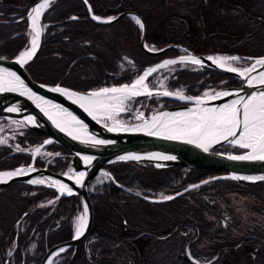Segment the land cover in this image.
Here are the masks:
<instances>
[{
    "label": "trees",
    "instance_id": "trees-1",
    "mask_svg": "<svg viewBox=\"0 0 264 264\" xmlns=\"http://www.w3.org/2000/svg\"><path fill=\"white\" fill-rule=\"evenodd\" d=\"M87 1L94 15L100 18L115 17L122 11L140 15L146 24L145 43L149 49L157 50L171 42H180L197 54L215 52L203 50L199 45V17L194 20L193 14L186 17L178 12V7H170L173 1L178 0H171L170 4V0ZM33 2L0 0V57L12 58L25 46L29 34L26 13ZM42 20L45 24L42 45L38 53L25 64V68L34 80L45 84L88 90L130 82L145 67L184 52L180 47L161 52L144 50L140 43L142 29L133 17L125 15L110 22H97L90 16L84 0H53L44 11ZM243 49L246 51L231 47L227 52L239 54L244 62L245 54L264 53L248 54V48ZM239 82L240 79L218 69L187 62L174 64L166 79L168 88H183L192 95H199L208 88L219 89ZM145 99L139 97L137 101L144 100L145 103ZM160 99L164 107L178 103L170 98ZM144 107L148 110L147 104ZM45 137L43 133L24 128L15 136V140L26 145L39 143ZM47 147L63 152L48 163V167L56 172L64 171L69 165V151L55 142ZM226 147H214L213 150H224ZM29 161V154L11 152L8 147L0 146V169ZM35 164H43L42 159L36 158ZM104 167L112 178L89 189L94 208L90 232L77 244L75 250L69 247L56 256H61V260L53 264H68L78 257V245L91 246L92 253L87 257L90 264H115L114 254L119 253L117 249L121 245L138 242L136 247L141 248L147 240L167 236L181 226L192 230L189 246L197 252L195 242L205 237L217 224L220 239L225 240L212 250L198 252L208 254L209 258L216 253L232 252L238 247L251 254L258 244L264 243V228L257 225L244 226L230 195L236 193L248 197L251 200L250 209L264 217L262 180L246 183L230 178H211L224 171L183 166L157 168L150 162L134 160H117L104 164ZM191 184L195 186L171 199L152 202L169 216V229L155 227L147 233L143 227L131 226L125 217L122 223H117L103 214L109 205L118 212L123 209V204L148 202L134 192L151 196L157 193L169 195ZM56 195L57 191L53 187L23 181L0 186V264H4L6 259L8 264H39L48 247L73 236L74 219L83 207L80 196H59L50 201ZM227 218L232 221L228 222ZM231 224L243 227L244 230L240 235L234 234ZM99 249H103L101 253L104 254L100 259L96 256L100 254ZM199 254L195 255L198 257ZM224 262L227 264L226 259Z\"/></svg>",
    "mask_w": 264,
    "mask_h": 264
},
{
    "label": "water",
    "instance_id": "water-1",
    "mask_svg": "<svg viewBox=\"0 0 264 264\" xmlns=\"http://www.w3.org/2000/svg\"><path fill=\"white\" fill-rule=\"evenodd\" d=\"M38 1L40 0H35V2L30 7L29 12L27 13L28 17L30 11ZM84 1L87 3L91 16L95 17L92 13V9L89 3L86 0ZM127 14L131 13L127 11L121 12L114 19ZM41 15L39 20L41 35L38 42V47L36 48L35 53L32 55V58L38 53L43 41L44 24L42 22ZM138 17L144 25L140 37L141 45L145 50L151 51L146 47L145 44V23L140 16ZM95 20L100 21V19L98 18H96ZM173 47H182L187 51L186 54L178 56V60H180L181 57L191 56L198 59L201 64L213 67L241 79V82L238 85L227 86L220 89V93L228 92L229 95L208 100L206 104L212 105V107L218 108L222 105L231 103L233 100L239 99L240 97L246 98L253 93H258L264 90V85L258 83L259 73L264 72V65H255L254 70L245 73L243 76L240 75V73L244 69L251 68L255 63V60L264 59V54L257 57L248 56L249 58L253 59L252 62L245 68L237 69L236 72H232L227 70V66H218L217 64L213 63L211 59H209V56L195 54L189 47L181 43H170L160 48L158 52ZM18 55L19 53L13 58L0 57V69H2L3 71L15 73L16 76H18L23 82L24 88H26L28 92L23 93L21 91L22 89L19 88L15 91L0 92V117L15 120L22 123L27 128H30L36 132L44 133L48 136V140L55 141L69 150L72 154L70 158V164L72 165L71 172L73 174L70 175L65 172H55L49 168L34 166L32 163H30L27 165H18L14 168L0 169V174H2L5 172H15L18 169H23L24 171L25 169L34 168V170L23 172L24 174L19 176L0 177V186L9 184L13 181H30L35 176L46 175L52 177L57 182L54 187L58 190L60 195L69 194L68 192H63V190L60 188V184H64L67 188H70L72 190V194L80 195L83 206L85 207V205H87L89 209L88 224L83 234L77 238L75 233L70 239L57 242L50 246L43 254L39 264H48L52 256L59 252H62L70 246H75L89 233L93 223L94 212L88 192V186L97 174L105 170V168L103 167L105 163L122 160L120 159V157L136 156L138 157V159L123 160L150 161L156 167H164L169 165L184 166L188 168L222 169L226 171L225 175H227V177H231L239 181H244L247 183H253L259 180L264 181V179H259V177H264V160H232L228 158L229 156L246 155L248 154V152H250V149L249 151L242 154H231L212 150L214 146L231 143L230 140L232 138H229V140H221L218 143H212L209 146L208 151H204L203 148H199L195 144L186 143L182 139L169 140L165 139L162 135H150L149 130L146 128H115L103 124L97 118L93 119V116L89 115L88 112H86L84 108L80 106V102L74 103V98H69V96L65 95L62 92L52 91V89L54 88H61L73 92L89 94L100 89L81 91L58 84L49 85L35 81L29 75L28 71L25 68V64L32 58L26 59L25 62L21 63L18 59ZM165 61L166 59L156 63L155 67L160 66ZM254 77L256 79L253 81V85L249 86L248 80L253 79ZM164 91H168L170 93L182 92L186 96L192 98L200 97V95H190L181 90L171 91L165 89H157L151 90L149 92L152 93L151 96H155L162 95L161 93H163ZM28 93H31L32 96L30 97ZM141 95H147V93L142 92ZM167 97L176 98L171 95ZM41 100L43 102H41ZM45 101L53 102L54 105L57 106L56 108L64 109V112L70 113L71 116H75L76 120H78L80 123L76 124L75 122H72L70 127H67L66 130L61 131V128L57 127V125L53 123L52 119H49V115L45 114L46 112L53 115L56 114L53 112L51 113L43 105H41L45 103ZM196 107L197 105L195 102L187 101L185 103L170 106L165 109H160L159 111H169L171 113H176L187 111L189 108ZM9 109L14 110L9 111ZM149 117L150 116H147V118ZM64 119L70 120V118L68 117H64ZM74 126L81 127V129L79 131H75L73 129ZM109 128H113L114 130L109 131ZM74 136L76 137L75 139L73 138ZM97 140L105 141V143L98 144L95 142ZM163 156H172L174 157V159H160V157ZM85 157H87L88 159L86 160ZM79 171H82L84 173V177L81 180L80 184H77L76 176ZM185 190L186 189L181 190L176 194L169 195L167 197H173ZM153 200L161 201L166 199L156 198ZM7 263L8 259L5 260L4 264Z\"/></svg>",
    "mask_w": 264,
    "mask_h": 264
},
{
    "label": "rangeland",
    "instance_id": "rangeland-1",
    "mask_svg": "<svg viewBox=\"0 0 264 264\" xmlns=\"http://www.w3.org/2000/svg\"><path fill=\"white\" fill-rule=\"evenodd\" d=\"M191 1L193 3H191ZM172 1H169V4ZM179 8V13L183 16H194L199 17L198 26L200 28L199 36L201 38L200 47L206 51H220L223 47H239L248 48V54H256L264 52V0H254L250 5L244 6L239 5L234 0H227V2H217V0H178L172 3L170 7ZM246 7H249L246 8ZM169 9V8H168ZM159 16H163L162 13ZM158 16V17H159ZM31 33V34H30ZM29 39L27 48L29 47L30 37L32 35V30L30 27ZM24 48L21 52H23ZM246 51V50H244ZM213 56L229 57L228 55H218ZM169 61V60H168ZM177 61V60H176ZM181 61V60H180ZM177 61V62H180ZM191 62L184 60L180 63ZM192 63V62H191ZM245 63L241 58L236 61L228 60L227 65L236 69H243L247 65H242ZM195 64V63H194ZM201 64H197L199 66ZM174 68V64H168L165 67H159L156 71L151 72L146 78V84L150 89H167L166 79L169 72ZM156 74L150 80L152 74ZM6 72H0L3 74ZM139 77V76H138ZM137 77V78H138ZM136 78V79H137ZM135 80V79H134ZM133 80V81H134ZM132 81V82H133ZM131 82V83H132ZM23 91V90H21ZM216 92L212 88L205 89L202 93ZM148 97V96H147ZM150 99L146 98L144 100L137 101L135 104V98L126 102V111L119 112L115 114V118L112 120L105 119L101 114L97 113L96 117L99 118L103 123L108 124L112 127H122L129 125L131 127L140 126L141 122L145 119V116L153 115L163 106L160 96H149ZM150 100V101H148ZM156 100H159L156 102ZM185 102V101H182ZM49 104V102H47ZM53 105L52 103H50ZM138 104V105H137ZM147 104L148 114H144L141 108ZM51 105L46 106L47 110L50 109ZM136 105V106H135ZM219 108V107H218ZM49 111V110H48ZM145 115L141 118H137L140 114ZM70 118V117H68ZM0 142H13L12 131H20L18 129L5 128L4 125L7 124L0 120ZM11 124L17 126V122L9 121ZM118 122V123H117ZM4 123V124H3ZM13 127V126H11ZM75 131H79L81 127L74 126ZM13 144V143H12ZM229 146L225 149L226 152L241 153L237 152L236 146L233 143L228 144ZM239 150V149H238ZM249 151V149H244V151ZM43 153V152H42ZM46 179V178H45ZM109 175L106 172H101L94 180L95 184H99L103 180H108ZM50 184L54 181L51 178L46 179ZM170 195V194H169ZM232 204L235 206L238 213L241 215L244 226H261L264 228V217L258 213L253 212L250 209L251 200L243 195H238L236 193H231ZM166 196L163 193H157L153 195L152 198H162ZM154 201V200H149ZM106 211L103 214L107 215L109 218H113L117 223H122V219L125 217L126 221L131 226L143 227L144 232L150 233L152 229L158 228H170L171 220L167 214L163 211L157 209L154 204L146 202L142 203H128L123 204V209H119L118 212L115 211L110 205L105 208ZM84 209L78 212V215L74 219V228L76 230V223L78 217L83 213ZM208 213V212H207ZM210 218L211 214H209ZM228 222H231V218H227ZM226 224V223H225ZM217 224H214L211 231L207 233L205 237H201L200 240L195 242L198 247L197 252L192 250L189 246L190 244V234L192 230L188 227H179L174 229L167 236H162L160 238H151L142 244V247H136L137 243L132 245H121L117 250L119 253H115V264H225L226 259L227 264H264V243L257 245L254 253L247 254L241 247L234 249L232 252H224L222 254L216 253L213 257L209 258L208 254H199L198 252L202 250H212L217 244L223 242L225 239H220V234L217 231ZM232 232L234 234L240 235L243 227H237L235 224H231ZM97 243V242H96ZM140 243V242H139ZM80 255L75 257L68 264H90V259L88 260V255L92 253L91 246L83 247L78 245ZM103 249H99L100 254L96 255L98 259L102 258ZM98 252V249L96 250ZM195 254H199L197 257ZM59 255V254H58ZM57 255V256H58ZM87 255V256H86ZM225 257V259H224ZM61 260V256L57 257L55 262Z\"/></svg>",
    "mask_w": 264,
    "mask_h": 264
},
{
    "label": "snow or ice",
    "instance_id": "snow-or-ice-1",
    "mask_svg": "<svg viewBox=\"0 0 264 264\" xmlns=\"http://www.w3.org/2000/svg\"><path fill=\"white\" fill-rule=\"evenodd\" d=\"M49 6L48 0H44L43 3H38L32 11L29 13L30 27L34 35L32 36V47L29 51L21 54L20 62H25L26 59H31L38 47V42L41 35V28L39 25L40 15L44 9ZM96 19V17H93ZM136 23L141 28L144 27L139 18L133 17ZM191 60L192 63L199 64L200 61L194 57H181V61ZM218 66H226L228 60L236 61L238 57H209ZM177 61L169 60L159 67H165L168 64H175ZM255 65H264V59H257L251 68L244 69L240 75H244L255 69ZM228 71L236 72L237 69L231 66H227ZM156 71L155 68L150 69L144 76L139 77L132 85H123L119 88H102L98 91H93L87 96H80L74 92H69L61 88H54L52 91L62 92L69 98L75 97L74 103L80 102V106L84 108L89 115L96 119V114H101L105 119L112 120L115 118V114L126 111V102L146 92L151 96L152 93L147 90V85L144 83L145 78L151 73ZM256 78L248 80V85L252 86L253 81ZM258 83L264 85V72L259 73ZM22 89L23 93H27L28 90L24 88L23 82L15 73L6 72L0 75V92L2 91H15ZM22 93V94H23ZM164 96H176L181 100H192V97H185L181 92L170 93L164 91L161 93ZM31 97L32 94L28 93ZM229 95L228 92L216 93L215 96L210 97L216 99L221 96ZM208 96V93H205ZM45 103H47L45 101ZM196 108H189L187 111L169 113L162 112L159 115H154L151 121H144V128L149 130V134L162 135L165 139L177 140L182 139L186 143L195 144L199 148H203L204 151H208L209 146L212 143H218L221 140H230L236 146L244 149H250V152L246 155L229 156L232 160H264V90L253 93L249 96L240 97L233 100L231 103L225 104L222 107L205 108L200 107L203 104L201 98H196ZM52 107H57L53 105ZM14 109H9L13 111ZM43 110V109H42ZM49 119L53 120V123L57 127L61 128V131L66 130L71 126L72 122L79 124L75 116H71L70 113L64 112L63 109L59 110L56 114H49ZM143 114L137 118H141ZM64 117H70V120L64 119ZM118 123V122H117ZM109 131H113V128H109ZM127 130V129H125ZM71 134V133H70ZM76 138L75 136L73 137ZM96 143H105V141L97 140ZM45 143H48L45 141ZM40 150L36 149L38 153ZM87 160L88 158L85 157ZM120 159H138L136 156H125ZM160 159L171 160L172 156H163ZM23 169H18L15 172H5L0 174V177H12L22 175ZM84 177V173H80L76 178V183L80 184ZM235 178V177H234ZM264 179V177H259ZM32 184H43L44 180L35 179L28 181ZM53 185L57 182L53 181ZM60 188L66 189L69 194H72V190L67 188L64 184H60ZM172 197H165V199H171ZM88 206L85 205L84 211L77 219L76 223V237L81 236L88 224Z\"/></svg>",
    "mask_w": 264,
    "mask_h": 264
},
{
    "label": "bare ground",
    "instance_id": "bare-ground-1",
    "mask_svg": "<svg viewBox=\"0 0 264 264\" xmlns=\"http://www.w3.org/2000/svg\"><path fill=\"white\" fill-rule=\"evenodd\" d=\"M50 0H48V2H49ZM44 2V0H40V1H38L36 4H35V6L38 4V3H43ZM34 6V7H35ZM33 7V8H34ZM32 8V9H33ZM32 11V10H31ZM43 12V11H42ZM31 23V22H30ZM32 30V29H31ZM34 35V33L32 32V35H31V37H30V43H29V47L27 48V49H25L23 52H20V54L18 55V59L20 60V57H21V54L22 53H24V52H26V51H29L30 49H31V47H32V44H31V41H32V36ZM209 57H212V58H215V57H222V56H209ZM212 60V59H211ZM213 61V60H212ZM214 63V62H213ZM216 64V63H215ZM226 66H228L227 64H226ZM223 67H225V66H223ZM0 71H2L3 72V70L2 69H0ZM149 70H147L146 72H148ZM6 72V71H5ZM146 72H144V73H142L139 77H141V76H144L145 75V73ZM0 75H2V74H0ZM139 77L137 78V79H139ZM137 79H135L132 83H130V84H123V85H132ZM144 83L146 84V78H145V81H144ZM123 85H120V86H115L116 88H119V87H121V86H123ZM147 85V84H146ZM149 88H148V86H147V90H148ZM65 90V89H64ZM66 91H69V90H66ZM141 91L143 92V89H141ZM23 92V91H22ZM69 92H73V91H69ZM74 93H76L77 95H80V96H87L88 94H84V93H78V92H74ZM173 93V92H172ZM182 93V92H181ZM183 94V93H182ZM215 94L216 93H212V94H208V96L206 97L205 95L204 96H200V97H198V98H201L202 100H203V104L202 105H200V107H205V108H213L212 107V105H209V104H206V102L208 101V100H211V98L210 97H212V96H215ZM185 97H188V96H186L185 94H183ZM173 97H176V96H173ZM74 99H75V97H73ZM186 101H193V102H195V100H196V98H193L192 100H187V99H185ZM50 103H52V104H54L53 102H49V104H47V103H44V105H46V106H48V105H51ZM223 106V105H222ZM222 106H220V107H222ZM50 109H52V112L53 113H58L59 112V110L60 109H57L56 107H50ZM167 112H169V111H167ZM160 113H162V112H160V111H158V112H156L155 114H153V115H151L148 119H144L143 120V122H141V125L140 126H134V127H131V128H135V127H142V128H144V121L145 120H148V121H151V118L154 116V115H159ZM169 113H171V112H169ZM117 115V114H116ZM99 119V118H98ZM1 122V121H0ZM1 131V130H0ZM18 153V152H17ZM16 154V153H15ZM80 173H83L82 171H79L78 172V174H77V176L80 174ZM76 176V177H77ZM54 257L55 256H52L51 258H50V260H49V262H48V264H51V262H52V260L54 259Z\"/></svg>",
    "mask_w": 264,
    "mask_h": 264
},
{
    "label": "flooded vegetation",
    "instance_id": "flooded-vegetation-1",
    "mask_svg": "<svg viewBox=\"0 0 264 264\" xmlns=\"http://www.w3.org/2000/svg\"><path fill=\"white\" fill-rule=\"evenodd\" d=\"M208 1L210 2L211 0H208ZM252 1L254 0H234V2H237L239 5H244V6L250 5ZM217 2H219V0H217ZM220 2H227V0H220ZM246 8L249 9V7H246Z\"/></svg>",
    "mask_w": 264,
    "mask_h": 264
}]
</instances>
